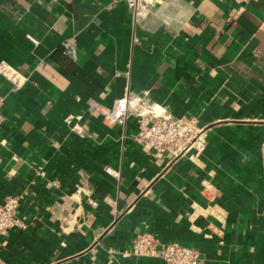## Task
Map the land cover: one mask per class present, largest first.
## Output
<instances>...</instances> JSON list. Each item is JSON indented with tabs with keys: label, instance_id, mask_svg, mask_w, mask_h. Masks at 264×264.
Here are the masks:
<instances>
[{
	"label": "crops",
	"instance_id": "crops-1",
	"mask_svg": "<svg viewBox=\"0 0 264 264\" xmlns=\"http://www.w3.org/2000/svg\"><path fill=\"white\" fill-rule=\"evenodd\" d=\"M0 65V200L25 223L0 264H164L122 257L141 232L264 264V0H165L136 24L122 1L0 0ZM126 94L121 127L104 113ZM151 105L195 117L204 151L135 144Z\"/></svg>",
	"mask_w": 264,
	"mask_h": 264
},
{
	"label": "built area",
	"instance_id": "built-area-1",
	"mask_svg": "<svg viewBox=\"0 0 264 264\" xmlns=\"http://www.w3.org/2000/svg\"><path fill=\"white\" fill-rule=\"evenodd\" d=\"M111 4L117 1L124 2L131 13L132 23L144 18L153 6L162 4L165 0H110ZM248 0H235L240 6ZM65 50L72 54L74 47L65 42ZM0 73L4 74L15 86L18 77L13 72L4 70L0 65ZM128 95L115 101L113 108L104 113L105 117L116 125L124 127L130 115L131 102ZM3 99L0 96V107ZM136 129L132 140L139 146H145L155 155L167 154L175 160L192 152L199 155L204 151V127L199 126L195 117H174L151 105L148 109L138 110L135 113ZM3 116L0 112V128ZM105 172L116 174L111 168L106 167ZM22 196L12 194L0 200V235L14 229H24L25 223L17 215ZM122 257L159 258L164 264H197L198 252L193 248L182 246L176 242L163 243L150 232H141L131 241L128 250L122 252Z\"/></svg>",
	"mask_w": 264,
	"mask_h": 264
}]
</instances>
